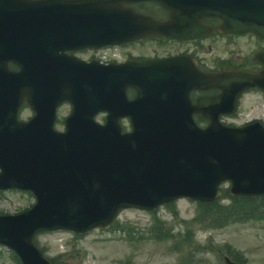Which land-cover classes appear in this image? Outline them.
<instances>
[{"label":"water","instance_id":"obj_1","mask_svg":"<svg viewBox=\"0 0 264 264\" xmlns=\"http://www.w3.org/2000/svg\"><path fill=\"white\" fill-rule=\"evenodd\" d=\"M112 1L58 0L57 8L38 7L34 15L53 17L48 23H59L71 42L102 44L117 36L118 30H125V21L115 24L105 12L106 7L115 6ZM205 1L200 5L202 13L219 9L223 2L243 0ZM2 9L0 4L2 69L5 71L6 62L13 60L21 66V71L8 74L15 91L6 109L10 124L0 129V186L35 191L39 202L29 214L30 220L36 222L34 231L57 226L83 231L96 224L106 225L116 209L124 205L153 207L179 195L210 199L217 193L216 184L226 177L233 181V193L264 194V129L259 125L228 130L213 120L207 129L199 130L190 120L164 118L168 131L163 137H158L159 131L152 122L146 136L138 133L122 137L114 127L103 129L91 125L84 129L74 114L68 131L57 134L46 127L42 109H37L32 122L16 123L20 100L36 87L20 83V76L29 65L36 66L38 53L44 55L45 40L37 26L48 23L35 20L21 27L20 22L4 18ZM145 19L131 23L125 33L157 26ZM234 25L264 28V23ZM15 33L23 38L18 40ZM68 60L71 59L65 60L66 73L60 92L63 97L74 99V93H82L81 85L74 88L68 85L83 76L97 91L98 100V93H105L108 87L106 67H79ZM30 234L25 227L11 232L0 230V241L17 249L26 264H47L30 244Z\"/></svg>","mask_w":264,"mask_h":264},{"label":"rangeland","instance_id":"obj_2","mask_svg":"<svg viewBox=\"0 0 264 264\" xmlns=\"http://www.w3.org/2000/svg\"><path fill=\"white\" fill-rule=\"evenodd\" d=\"M66 113L63 109L62 115ZM27 116V115H25ZM100 119V118H98ZM60 127V126H59ZM61 128V127H60ZM228 183L223 184L227 187ZM34 202L26 193L7 191L0 194V213H15ZM178 218H172L166 207H161L155 216L164 222V227H172L174 233L182 230L181 220H190L196 210V203L188 199L175 202ZM153 215L138 209H125L118 215V223L134 228L133 234L148 237ZM195 240L204 244L208 240L216 246L229 243L235 249L244 252L248 264H264V221L233 224L228 227L204 231L194 227ZM36 241L44 248L47 257L60 254L62 264H178L181 254L167 249V245L154 240L136 241L117 229L111 231L92 230L78 238L70 231L57 230L37 234ZM198 260L205 264H223L219 254L199 251ZM186 256V255H185ZM203 257V258H201ZM0 264H14L9 253L0 249Z\"/></svg>","mask_w":264,"mask_h":264},{"label":"flooded vegetation","instance_id":"obj_3","mask_svg":"<svg viewBox=\"0 0 264 264\" xmlns=\"http://www.w3.org/2000/svg\"><path fill=\"white\" fill-rule=\"evenodd\" d=\"M239 39L237 35L213 34L199 40L182 43L172 42L165 38L129 43L120 53L119 62L146 61L155 59H177L181 64L176 66L173 75L183 77V84L188 86L187 79L196 80L203 72H214L221 69H237L257 71L261 66L253 60L254 53L264 50V38ZM232 45L236 48L234 54L221 56L216 53L217 46ZM207 69V70H205ZM190 91V89H189ZM196 96L199 91L192 89ZM190 91V92H191ZM254 101L264 104V93L258 90L247 91ZM217 93L213 90L210 94ZM208 94V95H210ZM196 97L195 99H197Z\"/></svg>","mask_w":264,"mask_h":264},{"label":"trees","instance_id":"obj_4","mask_svg":"<svg viewBox=\"0 0 264 264\" xmlns=\"http://www.w3.org/2000/svg\"><path fill=\"white\" fill-rule=\"evenodd\" d=\"M236 199H240V198H236ZM232 208L244 210L245 212H242V213L253 214L257 210H264V200L258 201L255 199H251L249 203L244 200H235V203L232 206ZM224 210L225 209L223 207H221L220 205H217V211L223 212ZM223 215H224V219L226 220L227 216L225 214Z\"/></svg>","mask_w":264,"mask_h":264}]
</instances>
